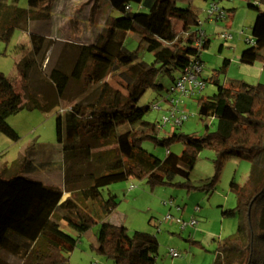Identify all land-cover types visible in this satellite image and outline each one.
Returning <instances> with one entry per match:
<instances>
[{
  "label": "trees",
  "instance_id": "obj_1",
  "mask_svg": "<svg viewBox=\"0 0 264 264\" xmlns=\"http://www.w3.org/2000/svg\"><path fill=\"white\" fill-rule=\"evenodd\" d=\"M177 1L190 2L94 0L87 19L90 30L96 26L102 3L109 5V14L96 39L82 45L70 76L56 68L43 75L58 99L64 96L69 80L81 79L89 67H93L90 74L96 79L103 71L118 73L127 90L124 94L104 83L93 101L74 103L59 113L56 135L63 162L59 187L26 177L39 165L49 166L44 161L36 163L35 144L25 149L20 174L0 172V264H6L1 261L2 253L14 257L15 264H69L78 240L61 229L62 223L79 236L98 226L94 249L112 264H155L159 246L156 237L138 231L129 233L122 222L110 221L119 202L114 195H105L104 190L129 179L145 181L150 189H195L189 175L205 149L214 152L218 172L230 157L250 162L248 181L254 183L249 191L231 183L237 204L223 215L237 218L238 225L233 235L218 242L212 264H264V165L259 178L253 177L264 154V84H220L219 75L215 74L211 81L216 93L198 101L197 114L205 125V132L199 137L174 134L159 139L156 125L143 120L150 107L137 105L148 89L162 90L157 82L159 76L177 73V78L191 62L202 63L201 50L209 45L204 36L201 47L195 46L202 31L199 18L191 10L178 7ZM245 1L257 16L252 26V43L242 50L239 62L252 65L264 62V0ZM54 2L27 0V9H21L0 0V9H5L0 41L9 43L15 28L26 29L30 23L50 19ZM28 34L30 55L17 64L24 88L32 81L38 57L44 55L46 46L44 35ZM128 34L139 36V46L153 55L152 64L138 62L136 55L123 46ZM229 63L224 59L219 73ZM90 81L95 79L90 77ZM23 106L13 82L0 73V133L13 141L18 136L6 120ZM211 120L216 121L213 131ZM145 141L165 148V157L160 159L145 151ZM175 142L183 143L180 154L168 149ZM217 175L207 187L213 188Z\"/></svg>",
  "mask_w": 264,
  "mask_h": 264
},
{
  "label": "rangeland",
  "instance_id": "obj_2",
  "mask_svg": "<svg viewBox=\"0 0 264 264\" xmlns=\"http://www.w3.org/2000/svg\"><path fill=\"white\" fill-rule=\"evenodd\" d=\"M4 2L27 9V0H4ZM93 2L94 0H55L50 19L30 23L26 29L15 28L9 43L0 41V73L13 82L24 104L19 112L10 115L6 120L18 136V140L13 141L0 133V172L4 171L9 175L17 172L20 174V160L24 156L25 149L35 144L36 163L46 159L49 167L44 170L37 169L31 173V178H38L45 173L59 174L63 171L61 150L56 135V120L59 113L74 103L86 104L93 101L104 83L126 93L127 86L118 73L103 71L96 79L90 74L93 67L87 68L81 79H70L61 99L57 98L54 88L43 77L53 68L70 76L82 45L92 44L96 39L103 21L109 14V5L107 2L102 3L96 26L90 30L87 19ZM216 2L226 11V17L221 21L207 18L208 2L190 0L189 3H181L177 1L178 7L187 8L198 16L200 28L209 39L208 47L201 50L200 54L203 65L201 78L205 81V87L192 97L182 98L184 111L189 114L188 120L181 126L168 125L158 130L159 139H165L174 134L195 137L204 134L205 125L197 114L198 101L216 93V86L211 81L215 74L219 75L220 84H228L230 81H240L249 85L264 84V62L256 61L252 65L239 62L242 50L248 46V40L252 39V26L257 13L248 8L245 0H217ZM2 13H5L4 8L0 9V27L5 20ZM28 32L44 35L46 46L44 55L38 57V65L32 73V81L28 83V87L24 88L20 82L17 64L22 57L30 55L31 44ZM223 33L231 35L232 39L224 41L220 37ZM123 46L136 55L138 62H145L148 65L153 63L152 53L139 46L137 34H128L123 41ZM224 59L230 63L224 72L219 73ZM89 76L95 81L91 83ZM176 76L177 73H173L171 77L159 76L157 82L162 90L148 89L138 100V106L150 107L144 116L145 122L156 125L162 117L168 115L166 111L168 103L165 99L169 96L168 90ZM35 104L37 107L34 106ZM154 104H159L161 110L152 109ZM210 124V131L215 130L216 121L211 120ZM142 148L160 159L164 158L167 152L165 148L155 146L150 141L143 142ZM168 149L174 154H180L183 143L175 142ZM214 158L215 154L210 149L199 153L189 175L191 184L196 188L190 191L174 186H157L150 189L145 181L136 179L113 184L104 190L105 195L110 193L116 196L119 204L115 214L120 222L125 216L123 225L129 233L138 231L156 237L159 246L155 264H212L218 242L235 233L238 219L224 216L223 212L234 209L237 204L236 196L231 190L232 182L241 187L245 186L248 191L254 184L253 181H248L251 163L230 157L218 172L214 166ZM263 165L264 154L258 160V167L253 174L254 179L259 178ZM216 175L213 188L207 187L206 185ZM176 181L181 182L179 179ZM130 184H133L135 188L132 194L127 195L125 191ZM169 201H172V207L165 204ZM176 207L182 209V212H177ZM168 214L174 217L173 220L167 219ZM192 217H195L198 222L195 228L180 229L174 221L175 218L187 221ZM112 220L113 218H110V221ZM61 229L78 240L77 246L69 256V264H112L110 260L98 255L94 249L98 226H93L89 232L80 236L65 223H62ZM194 241H201L202 246L195 244ZM170 250L178 251L181 257L172 258L169 255ZM1 261L6 264H15L14 257L7 253L1 254Z\"/></svg>",
  "mask_w": 264,
  "mask_h": 264
},
{
  "label": "built area",
  "instance_id": "obj_3",
  "mask_svg": "<svg viewBox=\"0 0 264 264\" xmlns=\"http://www.w3.org/2000/svg\"><path fill=\"white\" fill-rule=\"evenodd\" d=\"M206 14L209 20L213 19L215 21H221L226 17V11L220 8L216 2H208ZM204 36V32L201 31L199 33V38L195 42L196 47H201ZM220 37L224 41L232 39V36L226 33L221 34ZM251 43L252 40H248V44ZM202 70V63H200L199 61H193L175 79L170 89L168 90L169 96L165 99V102L168 103V109L166 110L168 112V115L162 117V119L158 123H156V128L158 130L163 129L168 125H170V127L181 126L188 120L189 114L184 111L185 107L182 98L192 97L193 95L201 92L204 89L205 81L201 78ZM152 109L161 110V106L159 104H154L152 105ZM130 188H133V186H131ZM165 204H168L170 207H172V201H169ZM176 210L177 212H179L181 209L179 207H176ZM196 211L198 210L196 209ZM173 218L174 217L171 214L167 215V219L173 220ZM174 221L180 227V229H185L188 227L195 228L198 224L195 217H192L187 221H184L180 218H175ZM169 255L172 258L181 257L180 253L176 250H170Z\"/></svg>",
  "mask_w": 264,
  "mask_h": 264
},
{
  "label": "crops",
  "instance_id": "obj_4",
  "mask_svg": "<svg viewBox=\"0 0 264 264\" xmlns=\"http://www.w3.org/2000/svg\"><path fill=\"white\" fill-rule=\"evenodd\" d=\"M46 160V159H45ZM45 160H43L44 162H47V161H45ZM42 161V159L41 160H39V162H37L38 164L39 163H41V162H43ZM49 163V162H48ZM37 164V165H38ZM49 167V166H48ZM47 168V167H46ZM45 167L43 168V167H41L40 165H39V167L37 168V169H40V170H44V169H46ZM36 171V170H35ZM46 171V170H45ZM26 177H29V178H31V174H28ZM31 179H33V178H31ZM35 180H39V181H41L42 183H44L46 186H54V187H59L60 185H61V183H62V172H59V174L57 173V174H53V173H45V174H43V175H41L40 177H38V178H34ZM128 181H130V180H128ZM131 186H133V188H130ZM134 188H135V186L133 185V184H130L129 186H128V188L126 189V191H125V193L127 194V195H130V194H132V192H133V190H134ZM124 196H126V195H124ZM116 197V196H115ZM179 212H182V209H181V211H179ZM116 216V217H115ZM115 216L113 217H111V218H113V221H116V222H118L119 221V219L117 218V215L115 214ZM122 220H121V222H122V224H124L125 223V220H126V218H125V216L124 217H122L121 218ZM196 236H197V234L194 236V240L196 239ZM194 242H198L201 246H202V242L201 241H194ZM199 244H197V245H199ZM96 246V245H95ZM94 246V247H95Z\"/></svg>",
  "mask_w": 264,
  "mask_h": 264
}]
</instances>
